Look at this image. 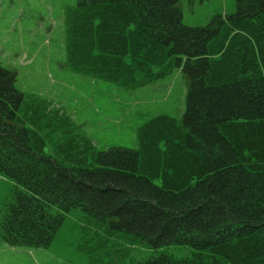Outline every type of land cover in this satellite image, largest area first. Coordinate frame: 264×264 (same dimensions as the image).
Instances as JSON below:
<instances>
[{"label":"trees","instance_id":"16d2710c","mask_svg":"<svg viewBox=\"0 0 264 264\" xmlns=\"http://www.w3.org/2000/svg\"><path fill=\"white\" fill-rule=\"evenodd\" d=\"M180 0H78L66 66L122 88L179 68L182 120L157 115L139 147L99 151L0 63V242L49 248L71 220L94 264H264V0L205 26Z\"/></svg>","mask_w":264,"mask_h":264},{"label":"rangeland","instance_id":"374dc122","mask_svg":"<svg viewBox=\"0 0 264 264\" xmlns=\"http://www.w3.org/2000/svg\"><path fill=\"white\" fill-rule=\"evenodd\" d=\"M78 0H0V63L17 74L16 87L51 101L70 115L99 151L137 149V130L157 115L182 120L189 79L177 68L142 87L122 88L81 75L66 64V16ZM183 22L205 26L236 12V0H180ZM4 192L0 187V206ZM72 221L49 248L0 242V264H94L82 256Z\"/></svg>","mask_w":264,"mask_h":264}]
</instances>
